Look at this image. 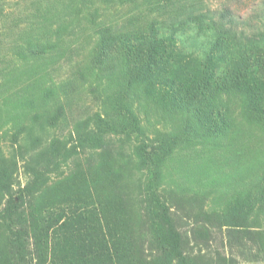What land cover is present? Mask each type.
<instances>
[{"label":"rangeland","instance_id":"obj_1","mask_svg":"<svg viewBox=\"0 0 264 264\" xmlns=\"http://www.w3.org/2000/svg\"><path fill=\"white\" fill-rule=\"evenodd\" d=\"M195 2L264 29V0ZM188 4L0 0V264H264V81L114 36Z\"/></svg>","mask_w":264,"mask_h":264},{"label":"trees","instance_id":"obj_2","mask_svg":"<svg viewBox=\"0 0 264 264\" xmlns=\"http://www.w3.org/2000/svg\"><path fill=\"white\" fill-rule=\"evenodd\" d=\"M188 1L190 4L185 6L186 10L179 14L170 15L172 19L168 21L154 19L144 27L115 34L114 36L123 44L122 50L126 57L132 58L134 61H144L147 65H153L163 55L167 54L168 45L166 42H170L174 48L188 49L191 55L200 54L208 63L212 59H217L218 65L224 64L221 72L225 71V67L230 64L231 69H227L222 78L229 77L233 82L238 81L241 75L233 73L237 72L235 70L237 65L242 64L250 73L251 70L254 71V74L248 75L254 77L259 75L260 79L264 81V29L256 33H246L240 29L239 32L235 33L238 23L244 24V21L235 16L230 8H223L219 12L210 14L207 10L203 11L198 2ZM260 10L262 12L260 18L264 19V5L261 6ZM167 29L169 33L166 31ZM193 30L202 32L203 37L201 40L199 39L200 45H195V43L193 46L183 45L182 42L186 43L190 38L186 37L185 32L192 33ZM235 34L238 35L239 39L235 37ZM234 37L245 44L246 48L237 55L236 60L230 61L231 58L227 57L226 43ZM203 68L208 71L206 67ZM218 77L220 76L218 75ZM202 87L203 89L206 88L205 86ZM257 111L264 116V106L258 108ZM239 219L241 218L236 220L239 221ZM237 224L230 226L239 227ZM102 243L104 244L105 240L102 239ZM101 248H105V246ZM101 259L103 264L110 262L109 258Z\"/></svg>","mask_w":264,"mask_h":264}]
</instances>
